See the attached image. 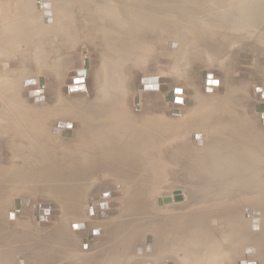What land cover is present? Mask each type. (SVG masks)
<instances>
[{"label": "bare ground", "instance_id": "1", "mask_svg": "<svg viewBox=\"0 0 264 264\" xmlns=\"http://www.w3.org/2000/svg\"><path fill=\"white\" fill-rule=\"evenodd\" d=\"M80 1L85 2V5H86L85 8L88 6V10L91 8V11H89V12H91V14L88 16V20H90L91 22H88L89 23L88 26L93 27V25L95 23L100 24V27L98 28V30L101 29L102 34H103L102 37L105 36L106 37L105 39H107L106 44H105V42L102 43V44L106 45V47L104 45H102L106 49V51L104 52V55L108 54L109 60L107 59V57H105L106 60H108V61L106 62V64H101V66H99L100 68L96 74L97 76L95 75V78L97 77L96 82H97V86H98V92H97V96L94 100L93 108L92 109L86 108L85 106H83V104L65 106L66 104L63 101L57 100L58 104L60 106H62V108L65 107V109H67L68 111H69L70 107H72V109H71L72 111L71 112L69 111L68 114L70 113L73 116L72 117H66L67 114H65L63 116V113H62V117H66V118L58 119L56 121L55 125L53 127H51L52 128L51 129L49 126H47V122L49 125V121L44 119L45 116L48 115L47 111L46 112L45 111L44 112L34 111L32 113H28V111L26 110L27 108L26 109L24 108L25 106H20V103L22 104V102L19 99V96H20L19 92L21 93L22 84H27V82L25 80H23V78H22V81H20L21 80L20 77L21 76H27L28 70L23 71L22 73L18 70L15 56L17 53L22 54V52L29 46V43L34 44L35 43L34 41L37 40L38 35H40V38H45L46 35L49 36V34H51V32H52V34H55V36L58 39H60L64 44L70 45L72 43L71 41H72L73 36H74V31L76 29H78L77 26L80 23L78 21L79 18L76 19L78 24L76 22H74L75 20H73V19L75 17L73 18V15H71L72 11L70 9L71 8L76 9V7H73V5L78 4V2H80ZM126 1L130 2V0L129 1L126 0ZM149 1L151 3H153V5H151V6L158 7V5L156 3H158L161 0H149ZM121 2H122V0H118V3H121ZM129 4H132V3H129ZM251 4H253V3H251ZM103 5L104 4L102 2L99 3V0H5V3L3 5V9L0 10V14L1 13L4 14V17H3L4 19L0 20V58L1 59L6 58L5 59L6 61H4V63L2 64L3 66L0 65V67H2L1 71L3 72V75L0 74V133L2 136H5L6 133L9 135V133L6 131L10 130V131L14 132L17 137L19 135H22L21 137H25V139L26 138L27 139H26V141L23 140L24 142H22V140H21V142H19L20 141L19 140L18 144H22L25 147L28 146V147H26L27 152L25 151L26 149L24 150L25 156H22V162L24 165L23 166L19 165V167H15V169L13 170V171H15L14 172L15 174H13V172H12V177L14 179H16V182H17L16 185H18V184L20 185V183L22 185L24 183V185H26V186L28 185V187H30L29 189H32V188L33 189H39L40 188V191H46L47 193L56 194L59 197L67 196L70 199L79 200L80 195H81V191L83 190V189H81L83 186V183L77 182L78 180H80L79 171H82V172L84 171V172L90 173V171H93V170L95 171V169H96L99 172L101 170L102 173L104 170V174L107 171V173L109 172L110 175L111 176L113 175L114 177H119V178H124V179L125 178H128V179L136 178L137 179L136 182H132L129 180L132 183V185L134 183L135 188L138 190L135 193L132 192L133 194L132 193L130 194V196L128 197L129 198L128 201L126 200V202L124 204V206L126 208L125 210H127L126 213L129 215L128 219H126V220H129V222H130V220L137 218L136 216L142 215V216L146 217V219H149L150 223H151L150 220H152V224H154L152 226H154V227L152 229H148V230H152V231L148 232V233H150L149 234L150 236H148V238H147L148 242L146 241L143 245H136L134 247V255L135 256L133 257V260H134L133 264H238L239 263L238 261H234V262L230 263V260H229L230 255L227 253V251H226L227 249L225 246L227 244H231V246L233 245L235 247L236 246L238 247L242 244H247V242L246 243H244V242L247 239L249 240V238L251 239V237H253L255 235V234L253 235V233L257 229L261 228V226H262L261 223L264 222V209H263V207H261L262 205L260 206V208H262V210L258 209L259 208L258 205H257L258 206L257 209L255 206L256 198L258 195L257 193H259V191L257 193L252 192L254 194H252V195L249 194L250 197L244 196L243 191L241 192V195H240V192H237V190H242V187H240L241 189L240 188L237 189V188L242 185L241 182L243 181V178H241L242 177L241 174L238 175V173H236L237 174V176H236L235 173L232 171V169L234 170V167L238 168V166H239V165L237 166V164H235V163L234 164L236 166H233V168L231 169L232 172L230 173V175L231 174L233 175V173H234L235 177H238L241 175L240 177L237 178L238 180L241 179V181L239 182V184H241V185H239V184H238L239 186L236 185V186H238L236 188V190L233 187L234 184L232 185V187L234 188V190L236 192L231 189V186L229 188L232 191H230V193H228L227 195H226V193L219 192V191L217 193L215 192L216 194L213 193L214 195L212 194V192L211 193L209 192V194H208L207 192L210 191L211 189L210 190L207 189L208 190L207 192H206V189H201V190L200 189H194L193 187H195V186H193L192 180L190 181V179L189 180L183 179L185 176L183 175L184 177H182V175L179 174L178 171L180 170L179 171L180 173H181V171H184V172H182V174L183 173L187 174L188 172H190V170H192L195 167V166L193 167L192 164L194 165V164H196L194 162L199 161V159L197 157H200V160L202 159V161L209 162L208 160H211V162H212V160H213L214 162H216L214 159L217 157L216 155H218L219 152L221 154L222 153L221 151H226V150H224V148L221 150V148H222L221 147V148H219L221 151L218 150L217 154L214 151H212L214 153H209L210 152L209 151L208 154H206V156H205V153H204V155H202V152H200V151L202 150V151L207 153V150H210V149H208L209 146L206 147L207 149L206 148L205 149H201V148L198 149L197 153H196L195 147L193 148V146H191L190 143H186V142H184L185 140L184 141L181 140V143L183 144V146L181 147L182 149H181V148H179V145H182V144H180V137L181 138L184 137L183 135L186 134L188 131L185 133L183 131L184 130L186 131L188 129L187 127L190 126L191 124H193L195 121H197V122L202 121V122H206V123L207 122L219 123L220 124V130L222 128V130H221L222 132H220V134L222 133V135H219L218 133H216V135L218 134V137H216V138L220 139V140L218 141L216 138H215V140L218 141L217 143L219 145L222 144L224 146L225 142L227 144H231L232 146L231 145L230 146L232 147V149L229 146L228 147H229V152L230 151H231L230 153L233 152L231 154L232 159L236 160V156H237V159L239 158V159H241V161H244L245 158L241 156L243 154L242 153V149H243L242 147H244V145H248V146H253L254 149H256V150H257V148H258V150H260V149L264 150V146H263L264 143H262V144L257 143L260 140H264V139H261L264 136V134H262L263 135L262 137H259V135L256 134L257 138H259L260 140L256 139V135L253 132L254 131L253 126H251L253 129L250 127H249L250 128L249 129V128H247V125H246L245 126L247 128L246 130L247 131L249 130V132L250 131L252 132V136H253V138H255L257 140V142L256 141H255V143L251 142L250 144L249 143L247 144L246 142L244 144V142H242V141L237 142L235 138L238 139L240 136H242L243 130L241 132V130L238 129V128H241L239 126L236 127V129L233 127V125L231 123V112H230V109L227 107L228 104L223 103L222 101L216 102V99L215 100L212 99L214 102H212V104H209V106H207L205 104L207 106V107L204 106L205 108L204 107L202 108L201 106H199L201 104L196 105V108L195 107L193 108L195 110L191 112V115L189 117L187 115L188 118L186 119V121L183 120L178 125H177V123L176 124L173 123L174 119L180 118L179 116H181L183 113L182 107L184 106V102L183 103L180 102L182 104H178L179 102L176 103L174 101L175 97L182 99L185 96V91H183L182 95L175 93V88H177V89L182 88L183 89V86H179V85L173 87L174 91H173V93H170V95H168L169 97H167V95L164 96V98H166V100L169 102V105H167V106L170 109V113L173 112L174 108H177L180 111L179 115L173 116V114H170V118H171L169 120L170 122L169 123L165 122L166 118H165V116L163 117V115L161 114V111H159L160 106L157 105L159 102H153L154 99L159 97V95L161 93V89H162L160 86V81L158 83L159 89L156 88L154 90L152 88V84H153V87L155 86L153 82H156L158 80V79L154 78V77H157L156 75H152V76L145 75L144 77H142L144 79L146 78L147 80L151 79L150 82L146 83V85L149 84L148 86H150V89H147V90L142 89V91L145 93V94L144 93L142 94L143 106H142V108L139 107L140 109L138 111L132 110L133 112H131V110H130L131 107L129 108V105H127L128 100L125 98V95H123V93L125 91V87L127 86L125 84V81H126L125 74L123 75L124 66L128 62V60L131 61L130 59H132V58L129 59V57L134 50H136V53H138L139 55L141 54L140 51L142 50V48L140 47V45L142 42V38H145L146 34L147 35L153 34V35H155V37H159L161 40V38H164V35L166 33L163 30L164 28L161 27V29H162V31H161V29L158 27V25H159L158 21L152 20L155 22H148V21L142 19V17H141L142 14L139 12V10H138L139 17L136 16L134 19H127L126 20L124 17H121L119 15V13H120L119 11H116V12H113L114 10L107 11V6L106 5L103 6ZM254 5L259 6V8H261L262 11L256 13L255 15L247 14V13L234 15V14H231L230 12H227L226 10L222 11V10L212 9L213 6L205 5L204 3H202L201 0H190L189 6H187V8H190L191 12L196 13V15L203 13L202 16H203L204 20L201 19V21H206L208 18L207 15H209L210 19L208 22L203 23V25L204 24L205 25L204 26L202 25L201 32L196 31V29L191 30L190 28H187V30H186L185 28H180V27L175 28V27H173V25H171V26L167 25V26H170L169 28L172 29V31H173L170 34L175 35L174 39L175 40L177 39L176 40L177 42L179 40L178 47L181 50L180 51L181 52V60L185 56V51L191 50L192 46L195 47V48H193V50H196V51L200 50V51H202L200 53L206 54V56L210 57L211 59H219L220 58L219 54L222 53V55H223V51H225L226 49L229 51V48H231V46L234 43H236V41H238L240 37H244L243 35H247V34H250L253 32V34H255L257 37H262V34H264V33H262V31L264 30V12H263L264 6L260 7L261 3H255ZM110 9H112V8H110ZM100 13H102L103 15H100ZM105 13L108 14L109 16L113 15L112 17L116 16L115 17L116 19H114V18L111 19L112 25H111V27H108V28L104 27L107 24L105 25V23H103V22L108 23L109 22L108 20L110 17H108ZM94 14H96V16ZM105 16L108 18V20H107L108 22L106 20H103V19H105V18H103ZM81 24H82V22H81ZM97 24H95V25H97ZM169 24H172V23H169ZM80 25H79V27H80ZM94 27H96V26H94ZM126 27H131L132 32L129 30L126 31ZM92 29H94V28H92ZM166 29L167 28H165V31H166ZM79 30H80V28H79ZM190 30H191V32H188V35H187V33H181L182 31H190ZM133 31H136V35H134ZM180 33H181V35H180ZM136 36H139V37H136ZM94 38H96V36ZM77 39H78V37H77ZM88 39H90V37ZM99 39H101V38H99ZM97 40H98V38H97ZM102 40H103V38H102ZM93 41H96V40L93 39ZM101 41L99 43H101ZM26 42H27V44H26ZM91 44H92V42H91ZM94 44H96V43H94ZM94 44H92V45H94ZM97 45H99V44H97ZM176 45L177 44L174 45V48L177 47ZM102 46H98V47H100V49H101ZM34 47H36V46H34ZM205 47H206V49H205ZM100 49H99V53H100ZM103 50H104V48H103ZM176 50L179 51L178 49H176ZM203 51H205V52H203ZM193 53H195V52H193ZM224 55H225V52H224ZM49 56H51V55L49 54ZM138 57H140V56H138ZM198 57H199V55H198ZM191 58L189 57V60H191ZM196 59H198V58H196ZM196 59H195V61H196ZM134 60H132V62ZM220 60H221V58H220ZM192 61H194V60L192 59ZM11 62H14L13 65L15 64V67L10 66ZM189 62H191V61H189ZM88 66H89L88 60H86V63L84 62V66L80 69H77L80 71L85 69V74H84L85 78H86V76H89ZM109 72H110V76L107 77V75H105V73H107L109 75ZM118 72L119 73L121 72L120 75H122V77L116 78L117 76H119V75H117ZM75 73H78V72H75ZM204 73H206V72L202 73V77H203ZM210 74H212V72ZM4 75L5 76L7 75L6 76L7 78L3 77ZM77 76H79V75L77 74ZM210 76H211V78H210L211 82H212V78H213V80H216L217 82L219 81L218 86L221 87L220 79H218L214 76L212 77V75H210ZM142 78H140V81H142ZM203 79H204V77H203ZM76 80L78 81L76 83H79L81 81L83 82L82 78L80 80H78V79H76ZM74 81L72 83H75ZM85 81H86L85 85L87 87V80H85ZM21 82H22V84H21ZM213 84H214V86H213ZM213 84L211 86H208V88L215 89L214 87L217 86L216 85L217 83H213ZM44 85L45 84H43V80H42L40 82L38 88L27 90L28 92H27L26 96L29 98V96L33 94V91L38 90V92H36L37 94L34 93L35 96H37L38 98L43 96L44 100H42L40 98L41 100L38 99V101H36V102L39 104L44 103L46 101L47 97H45L44 93L41 92V90H40L41 89L40 86L42 87ZM79 86L83 87V85H79ZM79 86H77V87H79ZM24 87H25V85H24ZM71 88H73V86ZM78 92H82V91L80 90ZM84 92H86V89ZM29 93H31V94L29 95ZM57 97H58V95L55 98L57 99ZM139 97H141V96H139ZM225 99H226V102H228L227 101L228 96ZM231 99L232 98H229V100H231ZM138 100H137V103H138ZM219 100H222V99H219ZM182 101H183V99H182ZM223 101H225V100H223ZM207 102L208 101H206V103ZM229 104H231V102ZM203 105H204V103L202 104V106ZM68 106H70V107H68ZM40 109H42V108H40ZM28 110H30V109H28ZM200 110H201V112H200ZM262 110H263V107H261V111ZM232 111H233V109H232ZM29 112H31V111H29ZM49 114H50V112H49ZM54 114H51V115L53 116ZM77 114L81 115L82 122L84 121L83 123H85V122L88 123L87 122L88 120L86 121V119L88 117L92 118L90 120V122L88 123V126L87 125L85 127L83 126V127H81L82 129H80V130L78 129V131H77V128L74 124L75 121L73 122V120H72L75 118L77 119V117H78ZM232 115L234 116V114H232ZM199 116L200 117L202 116L203 118H200ZM56 117H61V116H56ZM51 118H49V119H51ZM232 119H234V118L232 117ZM52 120H54V119H52ZM262 120H263V117H262ZM76 121H78V120H76ZM79 121L81 122L80 118H79ZM248 126H249V124H248ZM21 127H23L24 129L23 128H22L23 130L20 129ZM25 129H26V131H24ZM76 131H77L76 137L74 139H72L70 136L73 135ZM231 131L233 133H231ZM260 133H258V134H260ZM214 136L212 135V137H214ZM246 136L248 137L247 133H246ZM69 137L71 139H69ZM61 138H65V140L62 141ZM188 138L186 139L187 141H189ZM54 139L60 140V142H57V144L60 146V148L62 147L60 150L55 151L58 148V146L55 147V149H54V146L56 143V141ZM183 139H185V138H183ZM233 139H234V141H233ZM192 141H193V139L190 142H192ZM212 143H214V142H212ZM212 143H210V144L213 145ZM192 144H193V142H192ZM256 144H258L259 147L258 146L255 147ZM22 145L21 146L18 145V147L21 148ZM205 145H207V144H205ZM169 146L175 147V149L178 151V153H180V155L177 153L178 156H176V158H178L177 161L179 160L180 163L178 161V164L177 165L175 164L176 166L174 167V169L172 167H170L172 165H170L169 167L167 166L169 169L167 167H163V166H166V164L165 163L163 164L162 160L168 154L167 152H170V151H166L165 153H167V154L164 157L165 153H163V151L165 148H168ZM210 147H212V146H210ZM214 147H216V146H214ZM218 147H220V146H218ZM228 147H226V148H228ZM52 148L54 150H52ZM202 148H204V146H202ZM170 149H172V148H170ZM217 149L215 151H217ZM247 149L249 150V147ZM18 150H20V149H18ZM211 150H213V149H211ZM174 152H176V151H174ZM225 153L228 154V152H224L222 154L223 155L222 157L219 156V157H221L220 159H222V158L224 159V161H223V159H222V161L220 159H218V160H220V163L221 162L224 163L226 161V159L228 160L230 158V156H229L230 153L228 154V156L224 155ZM253 153L254 152H252V155H253ZM18 154H20V152ZM169 154L167 157H169ZM21 155H23V154H21ZM161 156H163V159ZM172 156H173V153H172ZM226 156L229 158L225 159L224 157H226ZM257 156L258 155H256V157ZM167 157H166V159H168ZM219 157H217V158H219ZM259 157H261V156L259 155ZM170 158L168 159V161L164 160V162H167V165L170 162ZM172 158L175 159V157H172ZM172 158H171V160H172ZM195 159H197V161H195ZM259 159H262V158H259ZM160 160L162 161V163H160ZM262 160H264V159H262ZM174 161L176 163V159ZM211 162H209V163H211ZM200 163H201V161H200ZM237 163H238V161H237ZM255 163H257L256 159L255 160L251 159V161L248 162V164H245V165H248V168H246V167L245 168L249 170V171L247 170V172H249V174H253V171L256 168ZM161 164H163V166ZM213 164L214 163H212V169L214 168ZM228 164H230L232 167L231 162ZM238 164H240V160H239ZM204 165H206V164H202L203 167H205ZM216 165H217V167L219 166V169L222 167V165L220 167V165L217 162H216ZM191 166L193 167L192 169H191ZM209 166H211V164H209ZM225 166H224L225 168L229 167V166H227V164ZM197 167H199V166H197ZM203 167H202V170H203ZM199 168H200L199 170L202 171L201 166ZM194 169H196V167ZM194 169H193V171H194ZM215 169L212 171H215ZM222 169H224V168H222ZM222 169H220V170H222ZM9 170H7V171H9ZM11 170H10V172H11ZM173 170H174V172H173ZM205 170H207V169H205ZM225 170H223V171H225ZM7 171H5V172H7ZM167 171H169L168 175H172V173H173V175H178L179 177L182 178V180H184V181H182L181 184H183L185 189L179 188V190L182 193L188 194V196L183 194L184 197L182 196L183 199H181V200H176V197H174L175 200H173V201H175L177 205L176 204L173 205L174 202L172 205H170L171 204L170 201L166 202L165 198L163 200L164 203L160 204V198H159V196H156V194L159 192V190L157 189L158 183H154L155 189H151L152 191H150L149 188L146 189L147 188L146 181L148 179L146 177L147 174L151 173L153 177L155 176V178L158 179L159 178L158 176H163L162 174L164 172H167ZM223 171H220V172H223ZM237 171H239V170H237ZM244 171L241 170L242 173H244ZM8 174L10 175L11 173H8ZM191 174L189 173V175H191ZM193 174H195V173H193ZM207 174H209V173H207ZM5 175H6V173H5ZM91 175H92V173H91ZM110 175H108V176H110ZM165 175L167 176V173H165ZM221 175H224V174L222 173ZM245 175L243 176L244 178H245ZM3 176H4V174H3ZM85 176H87V175L85 174ZM96 176H97V174H96ZM102 176H103V174H102ZM227 176H229V174ZM247 176H246V178H248ZM171 177L173 178V176H171ZM171 177H170V180L172 179ZM177 177H175V178H177ZM191 177H195V175H193V176L191 175ZM4 178H6V177H4ZM9 178H11V176ZM20 178H25L26 180L23 182H20V180H21ZM83 178H84V176H83ZM165 178L167 179V177H165ZM175 178H173V179H175ZM185 178H187V177H185ZM188 178H189V176H188ZM230 179L233 180L234 178L232 179L230 177ZM248 179H250V178H248ZM155 180H154V182H155ZM206 180H204V182ZM0 181H1V179H0ZM150 181L151 180H149L148 182H150ZM160 181H162V179ZM169 181H167V182L169 183ZM178 181L176 179L174 181L175 184ZM226 181L228 182V180H226ZM248 181H251V180H248ZM13 182H15V181L13 180ZM121 182H122V180H121ZM167 182H166V184H167ZM180 182H181V180H180ZM218 182H220V181H218ZM10 183H11V181H10ZM150 183H149V186H150ZM152 183H153V181H152ZM170 183H169V185H166V186L167 187L170 186L169 188H172L171 184L174 185V183H171V184ZM207 183H210V182H207ZM255 183L256 182L253 181L252 184L254 185ZM163 184H164V181H163ZM224 184H225V182H224ZM247 184L249 185L248 182H247ZM8 185H11V184L8 183ZM24 185H23V187H24ZM120 185H121V183H120ZM160 185H162V183ZM208 185L209 184H207V186ZM215 185H216V183H215ZM6 186H7V184H6ZM122 186H123V184H122ZM249 186L251 187V185H249ZM175 187H177V185H175ZM201 187H203V186H201ZM221 187L225 188V186L224 187L221 186ZM86 188H88V186ZM181 188H182V186H181ZM198 188H199V186H198ZM5 189H8V188L5 187ZM9 189H11V187ZM12 189H13V186H12ZM26 189H28V188H26ZM136 189H134V191ZM173 189H174V187H173ZM219 190L223 191L224 189L223 190L219 189ZM246 190L250 191V189H246ZM225 191H226V189H225ZM10 192H11V190H10ZM69 192H71V193H69ZM83 192H85V191H82V193ZM226 192H229V191L227 190ZM261 192L262 191L260 190V194L262 195ZM0 193H2V192H0ZM105 193H108V191H103V193H100V195L102 196ZM242 193H243V195H242ZM174 194H176V193H174ZM255 194H257V195H255ZM57 196H56V198H57ZM210 196H212V197H210ZM226 196H227V198H226ZM208 197H210V199L212 198L211 200L215 199L216 201H210L208 199ZM258 197H259V195H258ZM261 197L262 196H260V199L262 201H264L263 197L262 198ZM5 198H7V197H5ZM95 198L97 199V200L94 199L95 201H93V198L89 200L90 201L89 202L90 208H91V211L89 210V212L91 214H93L94 212L96 213L98 211V215H101V212H102V214L105 215L104 216V219H105V217H108L110 215V210H111L110 209V203H109L110 199L107 200L105 198L104 200H101V198H99L100 200H98L97 197H95ZM240 198H244V200H245V198H249V200H248L249 206L247 207L246 204L241 205L242 203L240 202L241 201ZM5 201L6 200L3 199L2 203ZM262 201H260V202H262ZM69 202H70V200H69ZM242 202H243V200H242ZM258 202L256 204L260 203V202L259 203ZM156 203L159 206H157ZM71 204H73V203H71ZM75 204H76V202H75ZM104 204H107L108 208H106V206ZM50 205L51 204H49L48 201H44V202L41 201L40 203L37 204V206L35 205L34 208L32 209L33 210V216L35 217V222L38 225L41 226V224L48 222V218L51 216H46L45 214L49 211L50 215H52L51 214V211H52L51 208L52 207ZM99 205H102V206H100V208H106L107 212L104 211L106 209H99V207H97L98 209H96V206H99ZM247 205H248V203H247ZM71 206H73V205H71ZM204 208L209 209V211L206 210V213H204L203 215H205V216L206 215H209V216L213 215L214 218L211 217V219H209V221H206L208 219H206V220H199L198 219L199 220L198 222H196L197 218L192 217V219H189V217H188L189 213L190 214L193 213L197 217V215L202 214L204 212V210H203ZM1 209H3V208L1 207ZM1 212H0V243H1L0 245H3V243H7V242L10 243V244H8V246H10V247L9 248L5 247L6 250L3 249L2 252H8V253L16 252V254L18 253V256H16L15 258L11 256L12 257L11 259H13V260L8 261V259H7L3 263L0 262V264H15L16 258L18 259L17 264H45V263H43V261H41V259L47 255H51L52 253H50V251L53 250L56 253L54 255V252H53V255L56 257H58L59 254L66 253V252H64V248H66L65 246L67 244V243H65V246H64V232L66 231L65 230L66 228L57 225L58 231L56 232L55 231L56 229L55 230L53 229L54 230L53 233L55 232L54 235L50 234L49 230H48L49 232L46 230L49 234H45L47 232H45V230H44V232H45L44 234L37 236L36 233H34V231H36L37 229L36 230L34 229V231H33L31 229L32 227L26 228L27 226H25L26 229L25 228L23 230L20 229L21 231H19V232L18 231L12 232V231L7 230V228L5 227V224H7V222L4 221L3 216L1 215ZM67 212H68V210H67ZM106 214H108V215H106ZM120 216L122 217V215H120ZM120 216H118L119 217L118 220L116 219L117 221L114 220V223L113 222H111V224L108 223V224H110L111 231H110V238H106V239H109L108 240L109 242H111V241L113 243H114V241L116 242V240L121 237V236L119 237V235L123 234L122 233L123 231L128 233L127 229H129V228H127L128 227L127 224H129V225L132 224L131 222L130 223L127 222L125 224L126 220L123 221L122 218H121L122 222L119 221ZM114 218H116V217H114ZM44 219H47V221ZM112 219H113V217H112ZM191 220H193V221H191ZM7 221L8 222L11 221L10 220V213H8V212H7ZM105 221L106 220H104V223H105ZM137 221H138V219H137ZM147 222H148V220H147ZM83 223L85 224V228L82 227V225H84ZM217 223L222 224V225L220 227H218ZM8 224L10 225V223H8ZM68 224L70 225L69 226L70 231L72 230V231H74V233L75 232L81 233V232H84V230L87 231V225H86L85 221L84 222L78 221V222H73L71 224L70 223H68ZM24 225H26V224L24 223ZM74 225H75V227H74ZM263 225H264V223H263ZM145 227L147 228V226H145ZM17 228H19V227H17ZM132 228L134 229V227H132ZM92 229H91V233L88 232L89 234L88 233L85 234L86 233L85 232L84 234L85 235H90V234L92 235L93 230H100V228H98V227H96V228L94 227V229L93 230ZM129 230H131V229H129ZM96 232H98V231H96ZM100 232L102 233L103 231L100 230ZM120 232L122 234H120ZM134 234L136 235L137 233L134 232ZM98 235H95V233H94L92 235V237H94V236L98 237ZM100 235H102V234H100ZM124 236L126 237V235H124ZM131 236H133V235H131ZM88 237H90V236H88ZM97 237H94V238L96 239ZM129 238H131V237H129ZM129 238L127 237V241ZM95 239H93V240L95 241ZM98 239H99V237H98ZM131 239H133V238H131ZM23 241H25V243H27V244H25ZM86 241H87V239H86ZM90 241H91V239H90ZM127 241L125 244H123V242H119V244L122 243L121 246L120 245L119 246L114 245L113 247L109 248V251L107 250L108 252H106V255L108 253L107 258L109 257L108 264L109 263L110 264H120V261L122 262L123 259H125L126 257H128L130 255V250L132 247L131 243H133V242L132 241L130 242V240H129L127 243ZM107 242H105L104 245H106ZM254 244H256V243H254ZM102 245H103V243H102ZM109 246H111V245L107 244V248ZM249 246H251V245H249ZM235 247H233V248H235ZM254 247H255V245H253V249H255ZM260 247H261V245H260ZM1 248H3V247H1ZM93 248H95V247H93ZM97 248H99V247H97ZM256 249H257V247H256ZM148 251H151V252L148 253ZM234 252H236V249ZM238 253H240V252H238ZM103 254H101V255L103 256ZM101 255H99V256H101ZM258 255H260V254H258ZM258 255H256V256L258 257ZM76 256H78V255H76ZM82 256H83V254H82ZM6 257H10V256H6ZM104 257L106 259V256H104ZM151 257H154L153 261L151 260ZM235 257L233 256V258H235ZM102 259H99V260L102 261ZM240 259H243V258H240ZM99 260L97 258L96 261L99 262ZM228 260H229V262H228ZM105 262H107V261H104L102 263L105 264ZM99 263H101V262H99ZM48 264H51V263H48ZM95 264H96V262H95ZM121 264H123V263H121ZM242 264H258V263H257V260L255 258L254 259L250 258V259L244 261Z\"/></svg>", "mask_w": 264, "mask_h": 264}, {"label": "rangeland", "instance_id": "2", "mask_svg": "<svg viewBox=\"0 0 264 264\" xmlns=\"http://www.w3.org/2000/svg\"><path fill=\"white\" fill-rule=\"evenodd\" d=\"M125 1L126 0H122L121 3H118V0H99V3L102 2L104 5H106L107 11H110V10L111 11L114 10L113 12L119 11L120 12L119 15L121 17H124L126 20L127 19H134L136 16L139 17V15H138V10H139V12L142 14V16H141L142 19H144L148 22H155L152 20L158 21V24H159L158 27L160 29H161V27L164 28L163 30L166 33L164 35V38H161V40L159 37H155V35H153V34H149V35L146 34L145 38H142V42L140 45V47L142 48V50L140 51L141 54L139 55L138 53H136V50H134L132 52V54L130 53L131 55H130L129 59L132 58V59H130L131 61L128 60V62L124 66L123 75L125 74V78H126L125 84L127 86L125 87V91H124L123 95H125V98L128 100L127 105H129V108L131 107V109H130L131 112H133L134 110L138 111L140 108H142V106H143L142 94L144 93L142 91V89L147 90V89H145V86H147L146 83L151 81V79L147 80L145 78L146 82L143 83V81H140V78L144 77L145 75H150V76L156 75L157 77H154V78H156L158 80L156 82L152 81L155 85L153 87V84H152V88L154 90L156 88L159 89L158 83L160 81V86L162 89H161V93H160L159 97L154 99L153 102H159L157 105L160 106L159 111H161V114L163 115V117L165 116V118L167 119L166 120L164 118L165 122H168V123L170 122L169 121L171 119L170 114H173V116L179 115L176 113L177 111H179V109H177V108H174L173 112L170 113V109L167 106V105H169V102L166 100V98H164V96H166V95H167V97H169L168 95H170V93H173V91H174L173 87L179 85V86H183V89H184L183 90L182 88H178V89H182V93H179V94L182 95L183 91H185V96H184V98H182L183 99L182 103L184 102V106L182 107L183 113L181 116H179L180 118L174 119L173 123H175V124L177 123V125H178L183 120L186 121V119L191 115V112L195 110L193 108L194 107L196 108V105L201 104L199 106H201L202 108L204 106L207 107V106H209V104H212V102H214L213 100L216 99V102L222 101L223 103L228 104V106L227 105L226 106L230 109L231 123H232L233 127L236 129V127L239 126L241 128H238V129H240L241 132H242V130L244 132V133L242 132L243 135L240 136L238 139L235 138L236 141L237 142L242 141V142H244V144H245V142L247 144L248 143L250 144L251 142L255 143V141L257 142L256 139H259V138H257V135H259V137H262L263 136L262 134H264V125H263L264 124V122H263L264 121V116H263L264 115V43H263L264 42V34H262V37H257L255 34H253V32L250 34H247V35H243L244 37H240L239 40L236 41V43H234L231 46V48H229V51L226 49L227 51L226 50L223 51V55H222V53L219 54V57L221 58L222 61L220 60V58L219 59H211L210 57H207L206 54L200 53V52H202L200 50L199 51L193 50V48H195L194 46H192L191 50L185 51V56L181 60V52H180L181 50L178 47L179 40L177 42L176 41L177 39L176 40L174 39L175 35L170 34L173 31L169 27L171 25H173V27H175V28L180 27V28H185L186 30H187V28H190L191 30L196 29V31L201 32V27H202L203 23L208 22L210 19L209 15H207L205 13L208 18L206 21H201V19H203V16H202L203 13L196 15V13L190 11V8H187V6H189L190 0H161L158 3H156L158 5V7L151 6V5H153V3H151L149 0H130V2L126 1L127 3ZM201 1L205 5L213 6L212 9H217V10H222V11L226 10L227 12H230L231 14H234V15H239L242 13L255 15L256 13L262 11V9L259 8V6H257L258 4L257 5H254V4L255 3H261L260 7L264 6V0H201ZM4 3H5V0H0V10L3 9ZM129 3H132V4H129ZM251 3H253V4H251ZM85 6H86L85 2L80 1V2H78V4L73 5V7H76V9L75 8L70 9L72 11L71 15H73V18L75 17L73 19V20H75L74 22H76L78 24V22L76 21L77 18H79L78 21L80 22L77 26L78 27V29H76L77 31L76 30L74 31L75 37L73 36V39L71 41L72 43L70 45L64 44L60 39H58L55 36V34H52V32H51V34H49V36L46 35L45 38H40V35H38L37 40L34 41L35 42L34 44L29 43V46L24 51L22 50L24 53L23 52H22V54L17 53L15 56L18 70L21 73L23 71L28 70L27 76H21L20 77L21 78L20 81H22V78H23V80H25L28 84V85L22 84V82H21L22 88H21V93L19 92V95H20L19 99L22 102V104L20 103V106H25L24 108L25 109L27 108L26 110L28 111V113H32L34 111H40V112H44V111L46 112L47 111L48 112L47 114L49 116L48 115L45 116L44 119L49 121V125L47 122V126H49L50 128L55 125V123L58 119L73 116L70 113L68 114L69 111L70 112L72 111L71 110L72 107L68 106V107H70V109L68 111L67 109H65V107L62 108V106H60L58 104L57 100L63 101L66 104L65 106L83 104V106H85L86 108H89V109L93 108L94 100H95V98L97 96V92H98V86H97V82H96L97 77L95 78V75L99 71V68H100L99 66H101V64H106V62L109 60L108 54L105 53L106 55H104V52L106 51V49H105L106 45L105 44L107 43V39H105L106 38L105 36L102 37L103 34H102L101 29L98 30V28L100 27L99 23L98 24L95 23L97 25L94 24L93 27L88 26V24H89L88 22H91L90 20H88V16L91 14V12H89V11H91V8L88 10V6L86 8H85ZM110 8H112V9H110ZM263 12H264V10H263ZM94 15L96 16V14H94ZM100 15H103V14L100 13ZM106 15L108 17H110L109 20L106 16L103 17V18H105L103 20H106V21L108 20L109 22L107 21L108 23H106V22H103V23H105V25L107 24L104 27L108 28V27H111V25H112L111 19H113V18L116 19L115 18L116 16L112 17L113 15H111V16H109L108 14H106ZM3 17H4V14L1 13L0 14V20L1 19L3 20L4 19ZM81 22L83 25L81 24ZM169 23H172V24H169ZM79 25H80V27H79ZM167 25H170V26H167ZM94 26H96L97 28ZM79 28H80V30H79ZM92 28H94V29H92ZM165 28H167L166 31L168 30L167 32L169 34L165 31ZM128 30L132 32L131 27H126V31H128ZM191 30L190 31H182L181 33H187V35H188V32H191ZM161 31H162V29H161ZM133 32H134V35H136V31H133ZM181 33H180V35H181ZM262 33H264V30L262 31ZM76 36L78 37V39ZM95 36H96V38H94ZM89 37H90V39H88ZM136 37H139V36H136ZM97 38H98V40H97ZM99 38H101V39H99ZM102 38H103V40H102ZM93 39L96 41H93ZM100 41H101V43H99ZM91 42H92V44L96 43V44H94L95 46L92 45ZM104 42H105V44H102ZM26 44H27V42H26ZM97 44H99V45H97ZM175 44H177L176 46L178 48L177 47L174 48ZM102 45H104L105 47ZM34 46H36V47H34ZM98 46H102V48L100 49V47H98ZM103 48H104V50H103ZM99 49H100L101 54L99 53ZM176 49H178L179 51H177ZM205 49H206V47H205ZM193 52H195V53H193ZM203 52H205V51H203ZM224 52H225V55H224ZM49 54L51 56H49ZM198 55H199V57H198ZM138 56H140V57H138ZM105 57H107L108 60H106ZM189 57L190 58L192 57L191 60H189ZM196 58H198V59H196ZM5 59L6 58H3V59L0 58V65L1 66H3L2 64L4 63V61H6ZM192 59L194 61H192ZM195 59H196V61H195ZM86 60H88V65H89L88 66L89 76H86V78H85V75L84 76H82V75L77 76V73H75V72L80 71L77 69L82 68L84 66V62L86 63ZM132 60H134V61L132 62ZM189 61H191V62H189ZM13 63L14 62H11L10 66L15 67V64L13 65ZM1 68L2 67H0V74L3 75ZM203 72H206L207 74L208 73L210 74L212 72V74H210V75H212V77L214 76V77L220 79L221 87L218 86L219 81L217 82L216 80H213V78H212V82L217 83L216 84L217 86L214 87L215 89L208 88V86H211V85L205 84V81L202 77ZM120 74H121V72L120 73L118 72L117 75H119V76H117L116 78L122 77V75H120ZM105 75H107V77L110 76V72H109V75L107 73H105ZM6 76L4 75L3 77L7 78ZM81 78L83 79V82L81 81L79 83H72L75 79L80 80ZM42 80H43V84H45V85L42 87L40 86V88H41L40 90H41V92L44 93V95H45V97H47V99L44 103L39 104L36 101H38V99H40V98L42 100H44V98H43V96H41L39 98L37 96H35L34 93L38 92V90L33 91L32 95H30L31 93H29V95H30L29 98L26 96V94L28 92L27 90L38 88L39 84ZM85 80H87V87L85 85V82H86ZM142 80H144V78H142ZM24 85H25V87L26 86L27 87L25 88ZM79 85H83V88L79 89L77 91L71 90L72 86L74 87V86H79ZM213 86H214V84H213ZM85 89H86V92H84ZM175 89H177V88H175ZM80 90L82 92H78ZM57 95H58V97L56 99L55 97ZM139 96H141V97H139ZM227 96H228V99H227L228 102H226V99H225V98H227ZM229 98H232V99L229 100ZM219 99H222V100H219ZM137 100H138V103H137ZM223 100H225V101H223ZM206 101H208V102L206 103ZM230 102H231V104H229ZM182 103H178V104H182ZM203 103H204V105L202 106ZM261 107H263L262 111H261ZM40 108H42V109H40ZM28 109H30V110H28ZM232 109H233V111H232ZM29 111H31V112H29ZM49 112H50V114H49ZM200 112H201V110H200ZM62 113H63V116L65 114H67L66 117H62ZM51 114H54V115L52 116ZM232 114H234V116ZM77 115L80 118L81 122L79 121L78 117H77V119L75 118L72 120H73V122L75 121L74 124L77 128V131H78V129L79 130L82 129L81 127H83V126L85 127L86 125L88 126V123L90 122V120L92 118L88 117L86 119V121L88 120L87 121L88 123H86V122L83 123L84 121L82 122L81 115H79V114H77ZM187 115H188V117H187ZM56 116H61V117H56ZM232 117L235 120L232 119ZM262 117H263V120H262ZM49 118H51V119H49ZM200 118H203V117L201 116ZM52 119H54V120H52ZM76 120H78V121H76ZM248 124H249V126H248ZM246 125H247V128H249V127L252 128L251 126H253V128H254L253 132L255 135L257 134L256 139L253 138L251 131H250L251 132L250 133L249 130L248 131L246 130L247 129L245 127ZM190 126L187 127L188 129L186 131L185 130L183 131L184 133L187 131L189 133L187 132L186 133L187 135L186 134L183 135L184 136L183 138H185V139L180 137V144H182L181 140L182 141L185 140L184 142L190 143L191 146H193V148L195 147L196 153H197V150L200 148L205 149L208 146L209 147L212 146L210 148L208 147V149H210V150H207V153L202 151V150L201 151L199 150L200 152H202V155H204V153H205V156H206V154H208L209 151H210L209 153L216 152V154H217L218 150L221 151L223 148L226 151H221L222 152L221 154L219 152L220 155L219 154L216 155L217 157H219V156L222 157L223 156L222 154L224 152H228V154L231 152V151L229 152V147L232 149L231 144H227L225 142L224 146H223L222 144L219 145L217 143L220 139H217L216 137H218V134L222 135V133L220 134V132H222L221 131L222 128L220 130V124L219 123H214V122H212V123L207 122L206 123V122H202V121H198V122L195 121ZM22 128L23 127H21L20 129H22ZM24 131H26V129ZM77 131L73 135L70 136L72 139H74L76 137ZM6 132H8L9 135L6 133L5 136H2L0 133V174L2 173L1 174L2 176L0 175L1 176L0 177V179H1V181H0V185H1L0 186V192H2V193H0V196H1L0 197V200H1L0 201V212L2 211L1 215L3 216L4 221L7 222V224H5V227L7 228V230L12 231V232L13 231L19 232V231H21L20 229L23 230L25 228V226H27L26 228L32 227L31 229L33 231H34V229L35 230L37 229L36 231H34V233H36V235L38 236V235L44 234L48 230L50 231V232L48 231L50 234L54 235L55 232L53 233V231L56 229L55 231L57 232L58 226H62L64 228H66L65 229L66 231L64 232V246H65V243H67V244L65 246L66 248L63 247L64 252H66V253L59 254L58 257H56V256H54L56 253L53 250L50 251V253H52L51 255H47L41 259V261H43V263H45V264H48V263H51V264L52 263L53 264H91L93 261L94 262L92 264H95V262H96V264H103L102 262H104V261H107V262H105V264H108L109 257L107 258L108 253L106 255V252L109 251V248L113 247L114 245H116V246L120 245L121 246L122 243L119 244V242H123V244H125L127 241V237L128 238L131 237L134 240L131 238L128 239V241L130 240V242L133 240L132 241L133 243H131L132 247L130 250V255L128 257H126L125 259H123L122 262L120 261V264L121 263L133 264L134 263L133 257L135 256L134 255V247L136 245H143L147 241L148 236H150L149 235L150 233H148V232L152 231V230H148V229H152L154 227V226H152V225H154V224H152V220H150L151 221V223H150L149 219H146V217H144L142 215L136 216L137 218L130 220V222L132 223L131 225L127 224V226H128L127 228L131 229V230L127 229V232L129 234L124 232V231L122 232L123 234L120 232V234H122V235H119V237L121 236L120 237L121 239L120 238L117 239L118 241L116 240V242L114 241V243L112 241H111L112 243L109 242L108 241L109 239H106V238H110V231H111L110 224H111V222L114 223V220H116V219L118 220V218H119L118 216H120V215H122V217L120 216L119 221H121L122 219H123V221L128 219L129 215L126 213L127 210H125L126 208H125L124 204H125L126 200L128 201V199H129L128 197L130 196V194L132 192L135 193L138 190L135 188L134 183L132 185V183L130 182V181L136 182L137 179L136 178H133V179L132 178H130V179L125 178L124 179V178L114 177L113 175L111 176L109 172H108L109 173L108 174L107 171H106L107 174L105 173L106 174L105 175L104 170H103V173L101 170L99 172L96 169H95V171L94 170L90 171V173H87L84 171L83 172L79 171V173H80L79 178L81 181L78 180L77 182L83 183L84 187L82 186L81 189H83L82 191H85L83 193L81 191V195L82 194L83 195L82 196L80 195L79 200L70 199L67 196L59 197L56 194L47 193L46 191H40V188L39 189H33L31 187L32 189H29L30 187H28V185L27 186L24 185V183L22 185H21V183H20V185L19 184L16 185L17 182H16V179H14L12 177V172H13V174H15L14 173L15 171H13L15 169V167H19V165L20 166L24 165L22 162V156H25L24 155L25 151L27 152L26 147H28V146L25 147L24 145L18 144V143L21 142V140H22V142L26 141L27 138L25 139V137H21L22 135H19L17 137L15 135V133L10 131V130H8ZM245 132L247 133L248 137L246 136ZM216 133H218V134L216 135ZM231 133H233V132L231 131ZM258 133H260V134H258ZM212 135L213 136L215 135V136L212 137ZM70 137H69V139H71ZM186 137L189 139V141L186 140L187 139ZM215 138L218 141L215 140ZM192 139H193V141H192L193 144H192V142H190ZM261 139H264V136ZM61 140L63 141V140H65V138H61ZM55 141H56V143H55L54 149H55V147L58 146V148L55 151L60 150L62 147L60 148V146L57 144V142H60V140H55ZM233 141H234V139H233ZM212 142H214V143H212ZM210 143H212L213 145H211ZM257 143L262 144V143H264V140H260ZM17 144L19 146L22 145V147L19 148ZM205 144H207V145H205ZM258 144H256L255 147H257ZM182 146H183V144L179 145V148H181ZM202 146H204V148H202ZM214 146H216V147H214ZM218 146H220V147H218ZM226 147H228V148H226ZM244 147H242L243 148L242 149L243 154L241 155L242 157L245 158L244 161H241V159H239V158L237 159V156H236V160L232 159L231 154L233 152L229 154L230 158L227 157L228 156L227 153L224 154V155H227L226 157H224L225 159L229 158L228 160L231 162L232 167L230 164H228L230 162L227 159L224 163L221 162L222 163L221 164L220 160L222 161V159H223V158L220 159L221 157L217 158L215 156L217 159L216 158H214V159L219 165L220 164L222 165V167L220 165V167H221L220 169L224 168L222 170L219 169V166L217 167L216 162H214L213 160H212V162H211V160H208L209 162H211V163H209L207 161H202V159L200 160V157H197L199 159V161H197V159H195V161H197V162H194V163H196V164H194V165L192 164L193 167L195 166L196 169L198 168L197 170L194 169L195 167L193 168L191 166V169L193 168L194 171H193V169L190 170V172L187 171L188 175L186 173L182 174V172H184V171H181V173H180L179 172L180 170L178 171V173L181 174L182 177L185 176L188 178V176H189L188 179L185 177L183 179H186V180L190 179V181L192 180L193 186H195V187H193L194 189H200V190L206 189V192L211 189L212 191L211 190L208 191L207 192L208 194H209V192L210 193L212 192V194L213 193L216 194L219 191V192H224L227 195L228 193H230V191H232V190L235 191L236 188L241 184L242 185L237 188V189H239L240 187H242V190H237V192H240V195H241V192L243 191L244 196L250 197L249 194L252 195V194L257 193L259 191V193H257L259 195V197L257 194H255V195H257L255 206H256V209L259 206L258 209L262 210V208H260V206L262 205L261 207H263V209H264V201H262L260 199V196H262L263 200H264V178H263L264 177V173H263L264 172V166H263L264 160H262V159H264V152H263L264 150L260 149L261 150L260 151V150H258V148L256 150V149H254L253 146H248V145H244ZM246 147L247 148L249 147V150ZM170 148H172V149H170ZM219 148H221V150ZM18 149H20V150H18ZM54 149L52 148V150H54ZM211 149H213V150H211ZM216 149H217V151H215ZM173 150L176 152H174ZM166 151H170V152H167L168 154L170 153L169 157H167L168 154L165 153ZM212 151H214V152H212ZM19 152H20V154H18ZM252 152H254L255 154L253 153V155H252ZM163 153H165L164 157L167 154L166 157L168 159L172 156V153H173L172 157H175L176 163L174 161L175 159L171 157L172 160L170 158V162L167 165V162H164V160L168 161V159H166V157L163 159V156H161L163 159L162 160L163 164L165 163L166 166H163V164H161V165L163 167H167V166L169 167L170 165H172L170 167H172L174 169V167L178 164V161H179V160L177 161L178 158H176V156H178V154L180 155V153H178V151L175 149V147H172V146L165 148ZM21 154H23V155H21ZM256 155H258V156L256 157ZM259 155L261 157H259ZM257 158L258 159L262 158V159L258 160ZM218 159H220V160H218ZM251 159H254V160L256 159V161H257V163H255L256 168L254 169L253 174H249V172H247L248 169H246V168H248V165H245V164H248V162H250ZM239 160H240V164H238ZM162 161L160 160V163H162ZM200 161H201V163H200ZM223 161H224V159H223ZM237 161H238V163H237ZM179 163H180V161H179ZM212 163H214L213 169H212ZM225 163L227 164V166H229V165L230 166L228 168H225L226 167ZM234 163L237 164V166L238 165L239 166H238V168L234 167V170H233L232 169L233 166H236ZM202 164H206V165H204L206 168L203 167ZM209 164H211V166H209ZM197 166H199V167L201 166V170L203 167V170L200 171L199 170L200 168ZM204 168L207 170H205ZM9 169L11 170V172ZM214 169H215V171H212ZM231 169L235 173L236 176H237L236 173H238V175L239 174L242 175L241 178H243V181H242L243 183L241 182V184H239L241 179L240 178H239L240 180L237 179L241 175L238 177H235L234 173H233V175L231 174L233 177L230 175V173L232 172ZM7 170H9V171H7ZM219 170L220 171L225 170L226 172L225 171L220 172ZM237 170H239V171H237ZM241 170H243V171L245 170L244 173H242ZM5 171H7V172H5ZM218 171L221 174L223 173L224 175H221ZM173 172H174V170H173ZM5 173H6V175H5ZM8 173H11V174L9 175ZM91 173H92V175H91ZM165 173H167V176L165 175ZM168 173H169V171L164 172L162 174L163 176H158L159 178L157 177L158 179H156L155 176L153 177L151 173L147 174L146 177L149 180H151L150 181L151 183L153 181V183L151 184L150 182H148L149 180L146 178L147 179V181H146L147 188L146 189L149 188V190L152 191L151 189H155L154 183H158L157 189L159 190V192L156 194V196H159L160 204L164 203L163 202L164 198L170 197L172 199L170 201V203H171L170 205H172L173 202H174L173 205H175L176 202L173 201V200H175L174 197H177L178 195L182 197L183 194L188 196V194L182 193L179 190V188L185 189L183 184H181L182 181H184V180H182V178L179 177L178 175H173V173H172V175H168ZM189 173L190 174L192 173L191 175L192 176L195 175V177H191V175H189ZM193 173H195V174H193ZM207 173H209V174H207ZM3 174H4V176H3ZM85 174L87 176H85ZM96 174H97V176H96ZM102 174H103V176H102ZM228 174H229V176H227ZM243 174L244 175L246 174L245 178L243 177L244 176ZM108 175H110V176H108ZM10 176L12 179L9 178ZM83 176H84V178H83ZM171 176H173V178H175L177 176L178 177L173 179ZM246 176L250 179L246 178ZM4 177H6V178H4ZM149 177L150 178L152 177V178L150 179ZM165 177H167V179ZM170 177L172 178L171 180H170ZM230 177L232 179L233 178L234 179L231 180ZM20 179H21L20 182H23L26 180L25 178H20ZM120 179L122 180V182ZM161 179H162V181H160ZM176 179H177V181L178 180L179 181L176 182V184H175L174 181ZM13 180L15 182H13ZM154 180H155V182H154ZM180 180H181V182H180ZM204 180H206V181L204 182ZM226 180H228V182ZM248 180H251V181H248ZM10 181H11V183H10ZM163 181H164V184H163ZM167 181H169V183L170 182L174 183V185H172L170 183L172 188H169L170 186L169 187L166 186V185H169V183ZM218 181H220V182H218ZM246 181L249 183V185H251V187L247 184ZM253 181L256 182L254 185L252 184ZM166 182H167V184H166ZM207 182H210L211 184L207 183ZM224 182H225V184H224ZM8 183L11 185H8ZM120 183H121V185H120ZM149 183H150V186H149ZM161 183L163 186L160 185ZM215 183H216V185H215ZM6 184H7V186H6ZM122 184H123V186H122ZM207 184H209V185L207 186ZM233 184H234L233 187L235 188V190L232 187ZM23 185H24V187H23ZM175 185H177V187H175ZM236 185H238V186H236ZM9 186L11 187V189H9L10 188ZM12 186H13V189H12ZM87 186H88V188H86ZM181 186H182V188H181ZM198 186H199V188H198ZM201 186H203V187H201ZM221 186H223V187L225 186V188H222ZM230 186H231L232 190L229 188ZM5 187H7L8 189H5ZM25 187L28 189H26ZM173 187H174V189H173ZM133 188L136 190L134 191ZM219 189H222V190L224 189V190L220 191ZM225 189H226V191L228 190L229 192H226ZM246 189H250V191H248ZM10 190H11V192H10ZM260 190L262 191L261 192L262 195L260 194ZM103 191H108V193H105L101 196L100 193H103ZM252 192H254V193H252ZM69 193H71V192H69ZM174 193H176L177 195ZM170 194L171 195L173 194V195L171 196ZM242 195H243V193H242ZM56 196H57V198H56ZM212 196H210V197H212ZM5 197H7V198H5ZM95 197H97L98 200H100L99 198H101V200H104L105 198L107 200L110 199L109 200L110 201L109 202L110 203V209H111V210L109 209L110 210V215H109L110 217L108 216V217H105V219H104L105 215H103L102 212H101V215H98V211L96 213L94 212L93 214H91L89 212V210L91 211L89 200L92 198H93V201L97 200ZM183 197H182V199H183ZM210 197H208V199L210 201H216L215 199L211 200L212 198L210 199ZM226 198H227V196H226ZM3 199L6 201L2 203ZM240 199H241L240 202L242 203L241 205L246 204L247 207L249 206V202H248L249 198H245V200H244V198H240ZM69 200H70V202H69ZM242 200H243V202H242ZM19 201H20V203H19ZM22 201L25 203L27 202V203L26 204L22 203ZM41 201L42 202L48 201V203L51 204L50 206L52 207L51 208V210H52L51 214L52 215H50V212L48 211L45 215L51 216V217L48 218V222L43 223L40 226L35 222V217L33 216V210L32 209L34 208L35 205L37 206V204L40 203ZM258 201L259 202L262 201L263 203L262 202L259 203ZM75 202H76V204H75ZM257 202L259 204H256ZM71 203H73V204H71ZM247 203H248V205H247ZM71 205H73V206H71ZM104 205L106 206V208H108L107 204H104ZM100 206H102V205L96 206V209H98L97 207H99V209H106V208H100ZM157 206H159V205L157 204ZM1 207L3 209H1ZM67 210H68V212H67ZM203 210H204V212L202 211L203 213L197 215V217L193 213H191V214L189 213L188 214L189 219H192V217L197 218L196 222H198L199 220L208 219L206 221H209V219H211V217L214 218L213 215L212 216L203 215L204 213H206V210L209 211V209L204 208ZM104 211L107 212V209ZM7 212L10 213V220H11L10 222L7 221ZM106 215H108V214H106ZM112 217H113V219H112ZM114 217H116V218H114ZM137 219L139 222L137 221ZM44 220L47 221V219H44ZM104 220H106L107 222L105 221V223H104ZM147 220L150 224L147 222ZM78 221H83V222L85 221V223L87 225V231L84 230V232H81V233H77V232L74 233V231H72V230L70 231V227H69L70 225L68 223L71 224L73 222H78ZM191 221H193V220H191ZM127 222L130 223L129 220H126L125 224ZM8 223H10V225ZM24 223L26 225H24ZM108 223H110V224H108ZM263 223H261L263 227L261 226L260 229H257L253 233V235L254 234L255 235L254 236L252 235L253 237H251V239L249 238L250 241L247 239L244 242V243L247 242V244H242V245L239 244L240 246H238V247L236 246L237 248L233 245L231 246V244H227L225 246L227 249L226 250L227 253L230 255L229 256L230 263H232L234 261H238L239 262V263L237 262L238 264H242L244 261H246L250 258H253V259L255 258L257 260L258 264H264V225H263ZM217 224H218V227H220L222 225L219 223H217ZM145 226H147V228ZM17 227H19V228H17ZM74 227H75V225H74ZM82 227L85 228V224L82 225ZM94 227L100 228V230L103 232L101 233L100 230H93ZM132 227H134V229ZM91 229L93 230V234L94 233H95V235L99 234L98 235L99 239L97 236H94V237H97L96 239L94 237H92L93 234L92 235L91 234L85 235L88 232L91 233ZM44 230H45V232H44ZM96 231H98V232H96ZM48 232L45 234H49ZM134 232L137 234L135 235ZM100 234H102V235H100ZM124 235H126V237ZM131 235H133V236L135 235V236L133 237ZM88 236H90V237H88ZM86 239H87V241H86ZM90 239H91V241H90ZM93 239H95V241ZM128 241H127V243H128ZM23 242L25 243V241H23ZM101 242L103 243V245ZM105 242H107L106 245H104ZM254 243H256V244H254ZM8 244H10V243L7 242V243H3V245H0V262L1 263L5 262V260H7V259H8V261H11V260H13V259H11L12 257L15 258L16 256H18V253L16 254V252H13V253L2 252L3 249L6 250V248L10 247V246H8ZM25 244H27V243H25ZM107 244L111 245V246H109L107 248ZM249 245H251V246H249ZM253 245H255V247H254L255 249H253ZM260 245H261V247H260ZM96 246L99 248H97ZM1 247H3V248H1ZM93 247H95V248H93ZM233 247H235V248H233ZM256 247H257V249H256ZM235 249H236V252H234ZM53 252H54V255H53ZM150 252L151 251H148V253H150ZM238 252H240V253H238ZM82 254H83V256H82ZM101 254H103V256ZM258 254H260V255H258ZM76 255H78V256H76ZM99 255H101V256H99ZM232 255L234 257L235 256L236 257L233 258ZM256 255H258V257ZM6 256H10V257H6ZM104 256H106L107 260L105 259ZM97 258H98V260L102 259V261L99 260V262H101V263L96 261ZM240 258H243V259H240ZM151 260L153 261L154 257H151ZM229 260H228V262H229ZM17 261H18V259L16 258L15 264L18 263Z\"/></svg>", "mask_w": 264, "mask_h": 264}, {"label": "water", "instance_id": "3", "mask_svg": "<svg viewBox=\"0 0 264 264\" xmlns=\"http://www.w3.org/2000/svg\"><path fill=\"white\" fill-rule=\"evenodd\" d=\"M77 74H78V75H82V76H84V74H85V69H83V70H81V71H78ZM203 77H204V80H205V84H206V85H212V84H213V82H211V79H210L211 76H210V75H208L207 73H204V74H203ZM142 81H143V83L146 82L145 79L142 80ZM74 82L76 83V82H78V81L75 79ZM148 85H149V84H148ZM148 85L145 87V89H149V88H150V86H148ZM82 88H83L82 86H79V87L75 86V87H73V88H71V89H72V91H73V90H76V91H77L78 89H82ZM175 93H177V94L182 93V90H181V89H175ZM36 94H37V93H36ZM174 101L180 103V102H182V99L174 98ZM176 113L179 114V111H177ZM181 199H182L181 196H177V197H176V200H181ZM165 201H166V202L171 201L170 197H166V198H165ZM19 203H20V201H19ZM22 203H25V202L22 201ZM26 203H27V202H26ZM26 203H25V204H26Z\"/></svg>", "mask_w": 264, "mask_h": 264}]
</instances>
